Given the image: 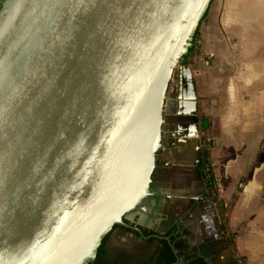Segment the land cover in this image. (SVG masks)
I'll return each mask as SVG.
<instances>
[{
	"label": "water",
	"instance_id": "1",
	"mask_svg": "<svg viewBox=\"0 0 264 264\" xmlns=\"http://www.w3.org/2000/svg\"><path fill=\"white\" fill-rule=\"evenodd\" d=\"M210 2L0 0V264L93 263L116 225L146 240L124 220L152 196L172 74Z\"/></svg>",
	"mask_w": 264,
	"mask_h": 264
},
{
	"label": "crops",
	"instance_id": "2",
	"mask_svg": "<svg viewBox=\"0 0 264 264\" xmlns=\"http://www.w3.org/2000/svg\"><path fill=\"white\" fill-rule=\"evenodd\" d=\"M163 131L168 140L176 138V148L191 149L192 155L199 133L213 141L210 157L220 181L218 201L227 210L234 252L217 203L209 194L198 200L194 188L183 184L166 195L165 204L179 199L195 204L191 213L197 226L187 227L191 246L199 253L206 250L208 264H264V0L211 2L194 50L173 71ZM189 162L184 158L179 165L186 168ZM157 206H142L133 219L146 229L161 230L164 222L174 220L163 217ZM109 245L144 259L154 250L122 230L112 233Z\"/></svg>",
	"mask_w": 264,
	"mask_h": 264
},
{
	"label": "trees",
	"instance_id": "3",
	"mask_svg": "<svg viewBox=\"0 0 264 264\" xmlns=\"http://www.w3.org/2000/svg\"><path fill=\"white\" fill-rule=\"evenodd\" d=\"M212 1L213 0H211V2ZM208 9L209 7L202 16L200 22L206 17ZM198 27L191 37V47L188 49V54L185 55L184 58L187 57L194 50V44L196 43V40L199 36ZM208 158L209 154L206 151H202L200 157L201 177L205 185L207 186V189L209 190V196L214 202L217 203V205H219V210L221 211L226 208L223 206V204L218 201L220 181L215 177L213 173V168H211ZM153 178L154 174L152 176V179ZM226 212L225 215L221 213L222 228L227 238V241L231 246L232 252H234V235L230 232L228 228ZM124 222L127 224L130 223L128 220H124ZM118 228L123 229L128 233L138 235L137 232L127 229L125 227L118 225L114 226L113 229L101 241V244L97 250V256L95 261L89 264H207V261L204 258L197 256L198 249L190 245L188 240L184 238L181 232L179 231V227L175 224L164 235H162L163 238L156 237L153 231L143 229L144 235L148 237L147 242L154 247V252L151 258L146 260L128 257L122 252H117L112 249H109L108 242L111 238L112 232L113 230ZM165 237L169 238V240H167Z\"/></svg>",
	"mask_w": 264,
	"mask_h": 264
},
{
	"label": "rangeland",
	"instance_id": "4",
	"mask_svg": "<svg viewBox=\"0 0 264 264\" xmlns=\"http://www.w3.org/2000/svg\"><path fill=\"white\" fill-rule=\"evenodd\" d=\"M174 120L175 119H173L172 122L175 123L177 120L175 121ZM167 131L168 129H166V133ZM166 133H164L163 131L162 146L159 151V155L157 156L156 168L154 171V178H153L152 185H151L154 188V190L161 193L162 202L160 206L158 207L155 199L152 197H149L143 201L140 208H142V206L155 205L158 207L157 209L159 210V212L163 211L162 212L163 217H166V218L169 217V220L181 221L184 219L185 215H187V212L185 213L187 203H184V205L181 206L179 205V202L176 201L175 203H171L170 205L166 206L165 204L167 200L166 195H168L171 191L175 192L176 190L182 189L183 184L187 185V188H190L191 186L193 187L194 183L196 182V177H194V172L192 168V164H193L192 160L194 156L191 154V149H188L185 151V149L180 148V145H178L176 148V145H175L176 138L168 140L166 137L167 136ZM199 135H200L199 142H200L201 150L206 151L209 154L208 159L210 162V166L212 168L210 151L213 145L212 143L213 141L208 136V134L199 133ZM249 155L251 156L249 158H252L251 160H254V153H251ZM184 158L189 159L190 161L188 165L189 167L185 168L179 165L182 162V159ZM167 165H169V167ZM223 171L225 172L224 169ZM184 180H186V182ZM217 207L220 209L219 205ZM176 212H178V215L175 214ZM220 212L223 215H225L226 209H223ZM127 218L133 220L132 215H128ZM165 223L166 222L162 224L161 228H164ZM109 242H108V247L109 249H112L111 246L109 245Z\"/></svg>",
	"mask_w": 264,
	"mask_h": 264
},
{
	"label": "flooded vegetation",
	"instance_id": "5",
	"mask_svg": "<svg viewBox=\"0 0 264 264\" xmlns=\"http://www.w3.org/2000/svg\"><path fill=\"white\" fill-rule=\"evenodd\" d=\"M199 147H200V150H199V162H198V166H197V162H196V160H197V154H198V152L197 151H195V153H194V157H193V164H192V168H193V172H194V177H196V182L194 183V185H193V188H194V190L196 191V194H198V196H200L201 197V200L203 199V196L204 195H208L209 194V190L207 189V186L205 185V183H204V181L202 180V177H201V172H200V157H201V153H202V150H201V146H200V144H199ZM197 170H199V173H198V171ZM152 185V184H151ZM151 193H152V198H154L155 199V201H156V204L158 205H160V203L162 202V196L159 194V192H157L156 190H154V188L151 186ZM178 202H179V205H181V206H183L184 205V203H187V206H186V209H185V213L187 212V215H185V217H184V219L183 220H181V221H168V222H166L165 224H164V228H160L161 230H151V229H146V228H144V227H141V226H139L138 225V223H133V222H130V223H128L129 225H133V226H136L137 228H139L141 231H142V233H143V229L144 230H150V231H153L154 233H155V236L156 237H159V238H163L162 237V235H164L169 229H171L172 228V226L175 224V225H177L178 227H179V231L181 232V234L183 235V237L184 238H186L187 240H188V242H189V239H190V237L192 236V234H191V232H189L188 230H187V227H188V225H191V226H193V225H195V226H197V222H195L194 220H193V214L191 213V211H193V209L195 208L194 206H195V204H190V203H188V201H186V200H181V199H179L178 200ZM176 213H178V212H176ZM175 213V214H176ZM194 222V223H193ZM191 223V224H190ZM115 230H122V231H124V232H126L125 230H123V229H115ZM115 230H113V232L115 231ZM132 231H135V230H132ZM135 232H137V231H135ZM126 233H128V232H126ZM138 233V232H137ZM130 234H132V233H130ZM194 234V233H193ZM132 235H135V234H132ZM143 235H144V233H143ZM196 235H197V233H196ZM195 235V236H196ZM135 236H138L139 237V233H138V235H135ZM145 236V235H144ZM146 237V240H141L140 239V237H139V239L141 240V241H144V242H146L148 245H150L148 242H147V240H148V237L147 236H145ZM166 238V237H165ZM166 239H169V238H166ZM191 245V244H190ZM151 246V245H150ZM153 247V246H152ZM117 252H120V251H117ZM153 252H154V250H153ZM201 252H204L205 254H206V250H203V251H201ZM123 253V252H122ZM125 254V253H124ZM153 254V253H152ZM198 254H199V252L197 253V256H198ZM127 255V254H126ZM128 257H131V256H129V255H127ZM152 256V255H151ZM151 256L149 257V258H151ZM134 258H136V257H134ZM148 258V259H149ZM204 258V257H203ZM137 259H141V260H146V259H144V258H137ZM205 259V258H204ZM206 260V259H205ZM132 264V263H131ZM135 264V263H134ZM208 264V263H207Z\"/></svg>",
	"mask_w": 264,
	"mask_h": 264
},
{
	"label": "bare ground",
	"instance_id": "6",
	"mask_svg": "<svg viewBox=\"0 0 264 264\" xmlns=\"http://www.w3.org/2000/svg\"><path fill=\"white\" fill-rule=\"evenodd\" d=\"M255 183V182H254ZM254 185V184H253ZM252 188V187H251Z\"/></svg>",
	"mask_w": 264,
	"mask_h": 264
}]
</instances>
